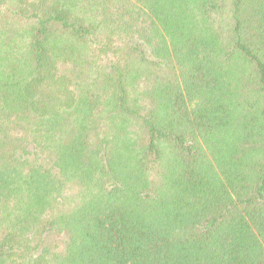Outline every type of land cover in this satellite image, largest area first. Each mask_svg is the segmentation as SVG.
Masks as SVG:
<instances>
[{"label":"trees","instance_id":"trees-1","mask_svg":"<svg viewBox=\"0 0 264 264\" xmlns=\"http://www.w3.org/2000/svg\"><path fill=\"white\" fill-rule=\"evenodd\" d=\"M0 264H264V0H0Z\"/></svg>","mask_w":264,"mask_h":264}]
</instances>
